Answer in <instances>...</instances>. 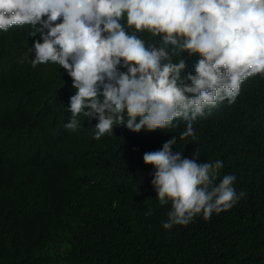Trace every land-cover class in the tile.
<instances>
[{"label":"trees","instance_id":"obj_1","mask_svg":"<svg viewBox=\"0 0 264 264\" xmlns=\"http://www.w3.org/2000/svg\"><path fill=\"white\" fill-rule=\"evenodd\" d=\"M32 31L0 30V264H264V75L205 107L182 139L180 118L147 132L114 124L95 138V117L64 127L75 89L62 66L32 65ZM184 58L190 71L196 55ZM172 135L173 150L222 160L216 181L235 173L244 195L165 229L171 202L156 198L142 154Z\"/></svg>","mask_w":264,"mask_h":264},{"label":"clouds","instance_id":"obj_2","mask_svg":"<svg viewBox=\"0 0 264 264\" xmlns=\"http://www.w3.org/2000/svg\"><path fill=\"white\" fill-rule=\"evenodd\" d=\"M13 24L39 37L33 66L50 61L71 78L64 127H81L77 114L95 117V138L114 124L147 132L180 118L182 139L205 107L231 103L241 81L264 75V0H0V30ZM144 32L158 39L137 34ZM184 54L196 55L190 71ZM176 141L142 154L156 198L171 202L165 229L197 214L208 219L244 195L235 173L216 181L222 160H200L196 149L185 156L173 150Z\"/></svg>","mask_w":264,"mask_h":264}]
</instances>
